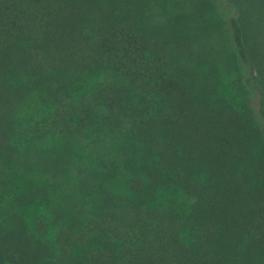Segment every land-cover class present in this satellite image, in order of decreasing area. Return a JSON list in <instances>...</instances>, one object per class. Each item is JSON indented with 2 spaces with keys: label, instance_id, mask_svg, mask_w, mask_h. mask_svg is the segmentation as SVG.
<instances>
[{
  "label": "trees",
  "instance_id": "16d2710c",
  "mask_svg": "<svg viewBox=\"0 0 264 264\" xmlns=\"http://www.w3.org/2000/svg\"><path fill=\"white\" fill-rule=\"evenodd\" d=\"M224 2L217 94L158 0H0V264H264V0Z\"/></svg>",
  "mask_w": 264,
  "mask_h": 264
},
{
  "label": "rangeland",
  "instance_id": "374dc122",
  "mask_svg": "<svg viewBox=\"0 0 264 264\" xmlns=\"http://www.w3.org/2000/svg\"><path fill=\"white\" fill-rule=\"evenodd\" d=\"M158 2L161 4L150 3L146 10L150 15L149 19L151 17V23L162 26L159 30L165 31L167 28L173 30L170 33L171 37L173 36L171 49L172 55L176 54V61L186 64L188 68L196 69L201 76L211 79L215 93L219 94L226 90L215 82L216 79H220L224 84L227 83V78L222 75L225 74V67L230 59L225 36L228 35V29L224 0H158ZM105 76L104 72L95 73L90 77L82 76L76 83L75 95H83L84 92L87 93V98L92 95L90 99L92 100L107 89L110 79ZM250 91L248 96L252 99L249 101L254 107L256 97H253L254 91L252 89ZM12 185L10 181L9 186Z\"/></svg>",
  "mask_w": 264,
  "mask_h": 264
}]
</instances>
